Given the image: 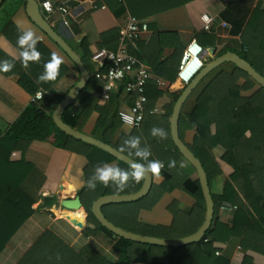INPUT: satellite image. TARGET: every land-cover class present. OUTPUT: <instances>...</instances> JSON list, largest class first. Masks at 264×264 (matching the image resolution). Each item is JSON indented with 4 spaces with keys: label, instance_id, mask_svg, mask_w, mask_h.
I'll use <instances>...</instances> for the list:
<instances>
[{
    "label": "trees",
    "instance_id": "trees-1",
    "mask_svg": "<svg viewBox=\"0 0 264 264\" xmlns=\"http://www.w3.org/2000/svg\"><path fill=\"white\" fill-rule=\"evenodd\" d=\"M10 1H16V5L22 2ZM192 1L194 0H106L116 15L128 11L141 19ZM15 10L16 8L10 10L8 14L11 16ZM257 17V13L252 16L242 33L243 48L240 55L264 75V28L261 25L263 21L259 22ZM14 32L22 34L9 20L5 33L12 39ZM119 37L118 28L110 29L102 34L103 42L99 46L116 48ZM166 48L173 49V53L160 60ZM183 50L180 35L176 31H157L148 43L140 39L136 48H130L133 54L152 67L155 74L169 81H173L176 76L175 60H180ZM224 52H220V55ZM82 59L91 77L80 96L64 111V121L80 130V124L96 112L98 119L92 136L118 150L129 136H138L141 145H146L151 150L149 159L165 163L160 182L154 181L153 177L152 188L145 197L131 202L105 204V216L130 232L161 238H182L196 232L206 212L200 179L197 174L194 177L185 174L177 177L175 174L179 168L178 161L184 156L173 142L170 117L180 93L174 95L165 115H153L151 110L163 92L148 85V103L143 124L140 128H134L130 135H121L115 140L116 133L123 125L120 107L124 100L133 104V97L127 95L123 99L120 92L112 93L107 105L91 102L86 96L94 88L102 90L106 82L107 66L93 67L87 55ZM97 71L102 72L103 78L96 76ZM27 78L22 77L20 82L23 86H27ZM256 83L236 65L232 72L220 71L201 91L193 111L180 116V132L183 129L196 130L194 142L188 146L201 160L209 182L224 171L221 162L211 153L213 146L222 145L226 149L221 160L234 169L226 182L224 193L213 197L214 219L200 241L181 247H167L116 236L93 215V202L104 195L135 193L141 189L144 180L130 183L123 191H116L112 186L106 188L98 183L95 190L85 187L80 191L89 224L83 233L92 238L91 244L78 251L53 230L46 229L17 264H232L228 257L217 255L214 246L216 242L227 241L232 237L241 239L243 249L264 254V86L260 85L251 96L241 94ZM36 89L37 87L28 90L35 94ZM64 97L65 95L55 100L50 98L32 102L15 122L0 128V253L34 213V199L22 188L31 169L24 154L34 140L48 141L55 146L53 163L60 156V162L64 161L74 152L85 155L89 161L85 168L86 179L93 174L97 164L104 162L117 161L120 168L129 169V164L118 160L111 153L66 134L56 125L53 112ZM153 127L163 128L168 133L167 138L161 140L153 137ZM155 144L160 145V149H155ZM123 153L129 155L127 151ZM129 156L141 162L135 155ZM172 160L176 161V166L170 168L168 165ZM176 188L193 196L196 199L195 205L189 211H184L178 200L169 204L167 211L174 217L170 227L143 223L140 219L141 210H156L162 198ZM53 201L56 202V198ZM229 206L234 209V218L231 224H226L218 219V212L221 207ZM200 212L201 222L191 226ZM72 218L75 219L73 216ZM242 264L255 263L251 256L246 255Z\"/></svg>",
    "mask_w": 264,
    "mask_h": 264
},
{
    "label": "crops",
    "instance_id": "crops-1",
    "mask_svg": "<svg viewBox=\"0 0 264 264\" xmlns=\"http://www.w3.org/2000/svg\"><path fill=\"white\" fill-rule=\"evenodd\" d=\"M6 1L0 7V62L8 60L14 63V68L10 72L0 71V128H5L15 122L25 108L34 102L33 99L38 91L44 92V96L40 100L50 98L55 100L63 95L66 96L80 79V71L76 64L30 18L26 8L27 0H22L19 5H16V1ZM42 1L44 0H38L40 5ZM53 2L55 11L47 14L41 9L43 14L54 29L68 41L81 57L87 55L93 67L96 64L93 62L92 56L97 51L102 48L116 49L118 47L119 44L116 45L117 47L115 46L116 48L100 47L99 45L103 42L102 34L113 28H118L120 31L126 15L130 12L116 15L107 5L106 0H53ZM60 6L68 7L70 13L63 14L58 10ZM14 8L16 10L10 16L8 12ZM203 13H209L215 17L211 32H206L203 29L201 18ZM256 13L259 22L263 21L264 23V0H194L185 5L142 18L149 24V32L142 38V41L148 43L151 36L157 31H176L180 35L184 50L194 40L207 50L204 56L206 65L220 56L222 51H225L224 53L232 51L240 55L243 48L242 33ZM9 20L20 32L23 33V31L31 29L41 38L36 45L37 50L42 54L39 63H30L27 69L22 66L19 53L23 49L17 43L20 35L14 32L15 36L12 35L13 38L10 39L5 33L6 24ZM64 20H68V25L64 23ZM223 22H227L229 26L224 27ZM263 23L261 25L264 28ZM53 52L58 53L63 58V63L59 66V75L54 81L38 83V77L45 72V64L51 59ZM172 53L173 49L166 48L160 60L171 56ZM183 54L180 60H175L176 76L173 81L155 74L152 67L144 60L152 73L149 86H154L163 92L155 103L153 110H151V114L165 115L174 95L181 94L187 85H183L178 79ZM234 68V63L225 62L209 72L187 98L183 104L181 114L193 111L199 94L218 72H232ZM23 76L29 78L25 82L27 86H23L20 82ZM240 84H243V81H240ZM34 87H37L36 93L31 94L28 89ZM259 88L260 85L256 83L252 88L243 90L241 94L251 96ZM104 90L105 85L102 90L94 88L86 97L93 103L107 105L109 100L103 101L100 98V94ZM126 96L122 94L123 99H126ZM131 105L132 103L124 100L120 109H128ZM97 119L98 114L93 112L87 120L80 124V131L92 135ZM212 129L215 132L214 126ZM133 130L132 126L129 127L123 123L116 133L115 140L121 135H130ZM195 135V129H183L180 132L182 140L187 145L194 142ZM155 149H160V145L155 144ZM225 152L226 149L222 145L213 146L211 149L212 155L221 162L224 170L222 174L209 182L213 197L224 193L226 182L234 171L233 167L221 160ZM55 155V146L42 140H34L25 152L24 159L29 163L31 169L22 183V188L34 199V213L0 253V264H17L46 229L53 230L78 251L93 241L92 238L85 236L83 233L89 225L84 204L83 208L76 212L81 220L75 218L79 221H82L84 217L86 218L83 229L75 226L73 224L75 222L72 220L60 215L70 212L72 213L71 216H74V211L72 212V210L63 207L61 202L80 195V191L86 187L85 168L89 161L85 155L74 152L68 158H62L64 161L61 160L60 162V156L59 160L53 163ZM181 163L184 165L183 167H180ZM110 164L117 165L118 162L114 161ZM178 165L179 168L175 173L177 177L180 174L196 176L195 168L185 158H180ZM154 181L160 182V179L155 178ZM54 198H56V202L53 201ZM174 200L180 202V207L184 211H189L196 203L193 196L183 192L180 188H176L162 198L156 210L142 209L140 212L141 221L150 226L170 227L174 222V217L167 211V208ZM200 216L201 212L200 215L195 216L191 226L199 225L201 222ZM233 218L234 209L230 206L219 209L218 219L221 222L231 224ZM204 220L205 217L199 227ZM240 240L238 237H232L227 241H218L214 246L221 252V255L228 257L232 264H242L246 255L251 256L255 264H264V254L243 249Z\"/></svg>",
    "mask_w": 264,
    "mask_h": 264
},
{
    "label": "water",
    "instance_id": "water-1",
    "mask_svg": "<svg viewBox=\"0 0 264 264\" xmlns=\"http://www.w3.org/2000/svg\"><path fill=\"white\" fill-rule=\"evenodd\" d=\"M6 0H0V7ZM27 13L30 18L40 27L48 37L56 43L67 55L68 57L76 64L80 71L79 81L69 90L67 95L60 101L53 112V119L56 125L63 130L66 134L81 140L83 142L95 145L112 155H114L118 160L123 161L130 165L132 161H136L129 155L119 152L114 146L105 143L104 141L86 134L80 130L75 129L71 125L67 124L63 119V113L71 104V102L77 99L84 88L87 86L90 80V72L86 67L85 62L82 57L73 49V47L68 43V41L62 37L56 29L50 24L45 15L43 14L38 0H27L26 3ZM207 52V50H206ZM225 62H232L240 69L247 72L259 85L264 86V75H262L249 61L243 58L238 53L227 51L226 53L216 57L213 61L207 63L200 72L184 87L181 94L177 98L171 120V136L175 146L184 156V158L189 161L195 168L197 175L200 179L202 190L204 193L206 201V216L203 224L199 229L182 238L176 239H167L151 235H144L139 233L130 232L125 230L113 222H111L103 212V206L109 203H119V202H131L139 200L145 197L151 190L153 185V177L149 176L144 180V183L141 189L132 194H123V195H104L99 197L93 202L92 213L97 218V220L110 231H112L116 236H120L129 240L136 242L150 243L167 247H181L191 243L200 241L204 235L207 233L209 228L212 225L215 213V202L210 190L209 180L205 171V168L201 160L195 155V153L190 149V147L182 140L179 130V120L181 116V111L183 104L191 93L198 86L200 81L213 69L217 68ZM138 162V161H136ZM62 206L76 212L80 211L83 208V203L80 195H77L74 198L66 199L61 202ZM79 216L78 214H76ZM86 218L84 217L82 221L78 222V225H75L81 229L85 227Z\"/></svg>",
    "mask_w": 264,
    "mask_h": 264
},
{
    "label": "built area",
    "instance_id": "built-area-1",
    "mask_svg": "<svg viewBox=\"0 0 264 264\" xmlns=\"http://www.w3.org/2000/svg\"><path fill=\"white\" fill-rule=\"evenodd\" d=\"M40 7L47 14L55 11L53 0L42 1ZM58 10L63 14L70 13V9L66 6H60ZM201 18L203 29L206 32H211L215 17L209 13H203ZM64 23L68 25V20H64ZM223 26L229 25L227 22H223ZM148 32L149 24L146 20L128 13L120 27L118 47L116 49L102 48L92 56L93 62L98 67L107 66L105 90L100 94L101 100L107 101L112 93L120 92L133 97V104L128 109L120 110V117L121 113L133 117V128H140L145 120L146 104L148 103L146 89L152 79V73L147 63L133 54L130 48H136L137 41ZM205 54L206 49L195 40L186 47L178 71V79L183 85L188 84L205 66ZM96 76L103 78L101 71H97ZM121 85H123L122 88ZM43 96L44 92L38 91L33 99L34 102L39 101ZM121 120L124 123L122 117ZM216 254L221 255V252L217 250Z\"/></svg>",
    "mask_w": 264,
    "mask_h": 264
},
{
    "label": "clouds",
    "instance_id": "clouds-1",
    "mask_svg": "<svg viewBox=\"0 0 264 264\" xmlns=\"http://www.w3.org/2000/svg\"><path fill=\"white\" fill-rule=\"evenodd\" d=\"M40 37L36 33L28 29L18 38V45L23 49L19 56L21 58L22 66L27 69L30 63H39L42 54L37 50V43ZM63 63V58L56 52L51 54V59L45 64V72L38 77L39 82H49L56 80L59 75V66ZM14 68V63L4 60L0 62V71L10 72ZM122 75V74H121ZM39 95V94H38ZM124 123L131 127L134 123L133 117L121 113ZM151 135L158 139H166L168 133L159 127L151 129ZM127 151L129 155H135L141 162L132 161L129 169H122L118 165L104 162L97 164L94 168L93 174L88 177L86 187L90 190H95L97 184L104 187H114L116 191H123L130 186V183H139L147 179L149 176L161 179V173L164 168V163L160 160H152L149 157L152 155L148 146L141 145V139L138 136H129L125 139L119 148V152ZM170 168L176 166V161L172 160L168 165ZM184 165L181 163L180 167Z\"/></svg>",
    "mask_w": 264,
    "mask_h": 264
},
{
    "label": "bare ground",
    "instance_id": "bare-ground-1",
    "mask_svg": "<svg viewBox=\"0 0 264 264\" xmlns=\"http://www.w3.org/2000/svg\"><path fill=\"white\" fill-rule=\"evenodd\" d=\"M72 212H73V211H72ZM71 214H72V213H70V212H65V213H62V214H60V215L63 216V217H66V218H68V219H70V220H72L73 222H75V223L78 225V221H76L75 219H73L72 216H71ZM73 215H74V216H73L74 218H78V216H77L76 214L73 213Z\"/></svg>",
    "mask_w": 264,
    "mask_h": 264
},
{
    "label": "rangeland",
    "instance_id": "rangeland-1",
    "mask_svg": "<svg viewBox=\"0 0 264 264\" xmlns=\"http://www.w3.org/2000/svg\"><path fill=\"white\" fill-rule=\"evenodd\" d=\"M78 219H80L81 220V218L78 216Z\"/></svg>",
    "mask_w": 264,
    "mask_h": 264
}]
</instances>
